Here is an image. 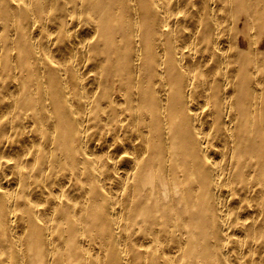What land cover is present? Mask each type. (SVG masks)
Masks as SVG:
<instances>
[{
    "label": "bare ground",
    "instance_id": "1",
    "mask_svg": "<svg viewBox=\"0 0 264 264\" xmlns=\"http://www.w3.org/2000/svg\"><path fill=\"white\" fill-rule=\"evenodd\" d=\"M0 264H264V0H0Z\"/></svg>",
    "mask_w": 264,
    "mask_h": 264
}]
</instances>
